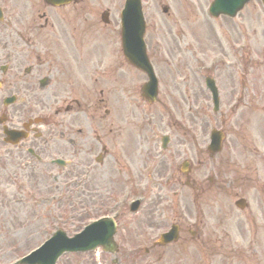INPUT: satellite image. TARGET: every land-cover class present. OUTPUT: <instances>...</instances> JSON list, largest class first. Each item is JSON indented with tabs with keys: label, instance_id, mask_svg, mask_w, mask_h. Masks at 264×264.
<instances>
[{
	"label": "flooded vegetation",
	"instance_id": "1",
	"mask_svg": "<svg viewBox=\"0 0 264 264\" xmlns=\"http://www.w3.org/2000/svg\"><path fill=\"white\" fill-rule=\"evenodd\" d=\"M119 3L120 0H70L64 16L57 13L62 9L50 7L44 2L37 5L35 11V0H0V163L5 164L4 176L6 174L9 179L7 185L12 180L11 175L15 179L23 176L37 178V175L49 179L53 154L68 158L72 157L74 149L79 148L91 157L99 151L103 152L104 147L109 145L114 151L113 164L121 167L127 176L135 175V154L140 152L144 140L121 124V121H130L135 111H131L133 116L130 112L120 116L123 112L117 107L119 86L128 90V94L130 87L119 59H113L116 47L114 37L111 39L112 54L106 59V63L111 65L104 68L103 46L98 42L88 44L87 39H83L93 30L97 31L99 9L106 4L113 15ZM106 18H110L109 11ZM89 19L94 20L90 28ZM66 25L69 27L66 28ZM213 41L214 57L219 55L229 63L228 59L234 57V66H216L211 73L221 100L220 111L222 109L223 112L213 109L210 119L214 122L221 119L225 125L227 122L238 125L239 121H244L247 126L248 116L254 114L248 112L249 105L255 104L253 98L256 96L249 95L247 78L255 70H248L252 63L247 65L245 52L234 48L231 53L217 36ZM83 47L85 52L80 54L77 49ZM87 51L88 63L94 66L89 77L95 80L90 81L92 85L89 88L85 85L86 89L79 94L73 80L79 79L76 70L79 72L84 66L82 61ZM69 58L72 61L77 59L79 70L73 66L74 73H68L56 68L67 70L70 67ZM261 63L264 64V60ZM87 72L88 68L82 75L86 76ZM97 96L106 99L96 100ZM59 97L62 100L55 101ZM114 99L116 107L112 109L110 126L104 128L102 105L108 106ZM106 115H109L108 111ZM36 119H41L42 124L35 125ZM12 131L17 132V138L7 135ZM138 132H144V127L139 126ZM104 157L108 159V154ZM228 161L233 163L232 157ZM32 164L34 168H29ZM142 167L146 168L145 162ZM109 170V161L96 167L97 175L106 179ZM228 189L233 195L235 188L232 183ZM6 191L10 189L6 188ZM239 191L243 195L241 199L248 194L244 187H239ZM248 210L254 225L263 230L264 207L259 206L256 213L249 207ZM232 219L233 215L229 213L227 220L231 222ZM262 248L259 259L264 264L263 244Z\"/></svg>",
	"mask_w": 264,
	"mask_h": 264
},
{
	"label": "rangeland",
	"instance_id": "2",
	"mask_svg": "<svg viewBox=\"0 0 264 264\" xmlns=\"http://www.w3.org/2000/svg\"><path fill=\"white\" fill-rule=\"evenodd\" d=\"M212 1L213 0H143L144 14L148 27L146 34L148 51L156 64L158 77L161 79L162 83L169 85L172 91H176L174 89V83L169 81H171L173 76L177 79L176 76L178 72L185 74L188 69L184 64V60H188L189 63L192 62V65L195 64L193 53L188 51L189 46L194 47L197 54L198 52L205 53L207 51V45L210 39H212L211 34L214 30L216 33L222 34V36L227 37L232 42H237L235 41L236 39L243 38L239 43H243L244 40L247 42V61H251L254 56H259L260 58L264 56L263 48H261V46H264V6L260 3V0H253L236 20L232 23L230 22V24L227 23L228 21L224 18L213 20L209 17L208 9ZM163 7L168 8L167 14L163 13ZM101 10L102 8L99 9L96 17L99 16ZM89 21L91 23L94 22L92 19H89ZM112 31L113 29H108L107 31L103 30L100 33L97 32L99 35H96L95 30H93L83 39H87L88 43H100L103 46V50L105 49L106 51V49L109 50V48H111V39L113 38ZM71 34L70 32V35ZM157 46H159L160 50ZM77 50L80 54L85 52L84 47ZM162 50L168 52L166 58L159 54ZM100 53L103 54V51L100 50ZM181 53H184L185 58ZM85 54L87 56V75L83 76L80 74V71L78 72L76 70V75L81 78V81L89 79L91 75L89 72L88 51ZM205 57L207 56H204V58ZM103 58L107 57L103 56ZM76 61L77 59L73 58L72 61L69 58L70 67H68L67 70L60 69L59 67L56 68L61 72L74 73L72 70L73 66L78 67L79 70L78 62ZM83 61H85V58ZM263 71L262 69V75ZM78 81V79L73 80L77 86L81 84L82 86L87 85L89 88L92 85V83L87 84L85 82L83 84ZM249 84L253 85L254 89L259 92L264 87V79L263 83L261 81H253ZM135 87L137 88V86ZM84 89H86V87H84ZM137 91L136 89L135 94L131 92L129 95L128 90L125 91L131 103H139ZM118 92L120 97L122 87L119 86ZM58 100H62V98L59 97L55 101ZM186 100L187 102L185 103L184 101L183 104L185 109L190 106L189 104L193 107L195 106L194 101L191 99ZM119 104L120 106L125 105L121 99H119ZM120 106L119 109H121ZM258 113H261L260 109H258ZM187 118L192 123L194 122L192 116H187ZM166 122H169V117L166 118ZM262 126L264 127V122H262ZM262 126L255 123L252 124L251 127L248 125L247 138L242 141H237L238 148L241 144L247 142L249 145L251 139L264 135V128ZM204 142L205 139L203 138L199 144L201 145ZM232 144H235V142H232ZM187 146L188 145L185 144L182 149L186 150ZM135 147L138 148V145L136 144ZM259 147L260 149H264V140L259 142ZM225 149L223 153H225ZM73 156L79 166L84 168L89 165L88 155L77 153L73 154ZM166 157L167 165H172L174 160L171 159L169 153H167ZM200 161H202V158ZM137 163L138 161H136V164ZM176 163L179 162L177 161ZM239 163H242L246 168L257 165L261 172L260 176L263 177L264 180V161L255 158L251 163H249L248 159L239 161ZM4 167L5 164L0 163V171ZM30 167L34 168L33 164L30 165L29 168ZM138 167L139 164H137V168ZM200 168L203 170L205 169L206 172L205 174L201 172L196 173V175L199 176L196 179L201 186L199 195H205L197 203L195 194L184 187V179L181 180L180 185H176L175 187L172 185L168 188L164 186L162 188L161 186V184H163V177H156L155 181L141 178L135 179L134 182L136 184H141V187H143L142 184L150 186V188L146 189L151 191V197L144 206L145 209L139 215L125 217L120 223L122 226L116 235V241L120 247L117 257L120 261L119 263H113L115 257L99 249L88 254L64 255L57 264H170L171 262L192 264V259L194 257L199 260V264H210V262L216 264V260L211 257L210 232L217 230L215 235L218 239H224L229 235L223 222L216 221L215 219L219 217L220 211L229 209L230 206L228 205L230 202L227 198H224L222 191L225 187V180H218V178L215 179V181L208 180V177H211V164L206 163L205 165H200ZM56 170V168H51V172L53 173H56ZM62 172L64 173V171ZM71 174L72 175H70L69 170L66 178L68 179L71 178V176H76L73 175L75 172H71ZM176 177H179V173H176ZM10 179L14 180L15 176L11 175ZM8 180L6 174L2 176V179L0 178V264L14 263L17 259L23 258L30 251L36 249L45 242L57 229H63L69 236H73L84 227L86 222L82 216V207L86 206L85 204L88 205L90 202L89 199L85 197V204L82 206L83 199L77 184L69 187L63 195H60L61 201L57 202L53 200L58 195L55 193L57 191L54 189H51V191L49 190V186L54 183L53 179L48 180L42 178L40 175H37V178L33 176H23L13 181V187L4 186V183ZM60 182L61 181L56 184ZM5 187L12 191L7 192ZM117 188L120 191L113 189L112 192L120 196L121 193L124 192V188ZM217 189H221L219 193ZM19 190H23V192L30 190L28 193H35L37 190L40 198L51 193V211L49 209H38L34 207L33 200L30 198L29 194L24 195ZM261 190V188H258V190L250 191V195L247 197L250 198L251 201L254 199L258 200L259 198L264 200V197L260 196ZM8 194L10 195L8 196ZM103 196L109 197V192L105 193ZM128 197L129 196H125V199H128ZM5 198L7 200H5ZM99 202L101 203L100 200ZM257 202L258 201H252L254 205H257ZM197 206H199L202 211V216L204 218V220H201V218L200 220L205 224V228L200 225V229L203 232L202 238L198 240L197 247H194V249L190 247L188 249L183 244L174 250V253H185L182 257L179 258V256H176L172 252L167 255L165 258L166 262L163 263V261L160 260L162 256H160L157 251H150L152 243L157 239V235L166 231L175 220L182 219L183 217H188L190 219L196 218L199 214ZM100 214H103V212ZM95 215L96 214L93 216H98V214ZM93 216L91 215V217ZM133 226L134 228L132 229ZM251 229V226L244 222L241 224V228L233 224V228L230 230V236L233 238L231 240L235 247H240V249L242 248L247 251L249 244H254L256 241L264 242V239H255L254 232L251 231ZM130 230H135V234H132ZM146 249H148L149 255L145 254ZM197 250L198 253L196 252ZM256 250L261 251V243H259ZM248 255H250V253L247 254V256ZM238 258L235 257V253H232L231 262L233 264H241L240 261L242 260V262L246 264H258L257 259L247 257L246 259L240 258L239 261Z\"/></svg>",
	"mask_w": 264,
	"mask_h": 264
},
{
	"label": "water",
	"instance_id": "3",
	"mask_svg": "<svg viewBox=\"0 0 264 264\" xmlns=\"http://www.w3.org/2000/svg\"><path fill=\"white\" fill-rule=\"evenodd\" d=\"M249 0H216L212 7V12L217 13H227L231 14L241 8ZM144 24L142 13L140 9L131 4L129 6L127 17L124 21V43L127 47L131 45L143 46L142 34L144 32ZM128 50H131L128 48ZM115 231L114 228L101 227V230H96L93 233L82 234L73 240H67L63 234L59 235V239L63 244L55 250L53 257L48 260V264L58 257L64 251H84L95 248L98 245H102L105 251L115 252L117 250L116 245L113 242V235Z\"/></svg>",
	"mask_w": 264,
	"mask_h": 264
}]
</instances>
